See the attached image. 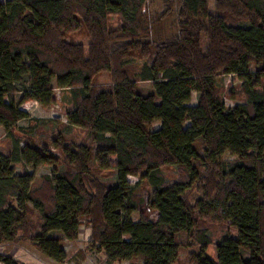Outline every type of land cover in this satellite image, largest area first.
<instances>
[{"label":"trees","instance_id":"trees-1","mask_svg":"<svg viewBox=\"0 0 264 264\" xmlns=\"http://www.w3.org/2000/svg\"><path fill=\"white\" fill-rule=\"evenodd\" d=\"M77 29L86 41L66 38ZM102 71L109 80L94 83ZM263 75L264 0H0V246L29 240L61 262L62 239L86 227L108 264H264ZM54 87L86 129L80 142L53 135L57 154L17 125L31 118L20 103L48 105ZM27 156L61 165L57 182L15 176L10 164ZM0 264L23 263L0 249Z\"/></svg>","mask_w":264,"mask_h":264},{"label":"rangeland","instance_id":"rangeland-1","mask_svg":"<svg viewBox=\"0 0 264 264\" xmlns=\"http://www.w3.org/2000/svg\"><path fill=\"white\" fill-rule=\"evenodd\" d=\"M110 20L114 25L117 21L115 16H111ZM68 40L70 41H86L88 39L84 29H77L71 33H67ZM140 58H135L132 63H139ZM109 80V74L105 71L99 72L94 75V83H105ZM217 82L226 87H236L240 83V79L234 74H221L217 77ZM141 84L148 85V82H141ZM260 84L264 87V75L261 77ZM20 94V93H19ZM196 92L192 91L188 104H194L196 101ZM224 102L227 105L240 102V97L235 99L229 97L227 92L223 93ZM18 97V96H17ZM54 101L48 105H41L34 99H27L20 103V108L25 110L30 115V119H20L17 125L25 128L29 137L34 143L46 146L50 151L58 153L56 148L50 144V138L57 133L65 140L72 142H80L86 138V129L70 124L66 119V106L68 105V90L53 88ZM159 120L153 122L154 128L158 127ZM22 145V143H21ZM10 148V140L7 136L6 129L0 124V153H5ZM92 169L95 175L102 181L111 184L115 181L114 170L111 168L97 169L96 163L93 161ZM13 168L15 176H21L27 172L28 179L27 185L37 186L43 175H49L53 182H57V173L61 169V165L49 164L44 162H37L30 156L23 157L21 161L13 162L10 164ZM165 179L170 180L176 176L177 169L174 165H164L161 167ZM127 180L134 183L137 177L128 175ZM140 186L148 187L145 181H142ZM150 188V187H149ZM28 221L37 224L38 212L28 203ZM233 232V231H232ZM209 233L213 237H218L220 233L214 227L209 229ZM57 234V233H55ZM89 229L81 227L77 240L68 238L62 239V246L65 251V258L61 262H57L46 255H44L33 243L29 240H20L9 246L2 245L0 249L6 250L15 259L23 264H108L105 260V255L102 251L96 249L95 246H89ZM209 253H213L212 246L208 249ZM127 260L120 262H113V264H126Z\"/></svg>","mask_w":264,"mask_h":264}]
</instances>
